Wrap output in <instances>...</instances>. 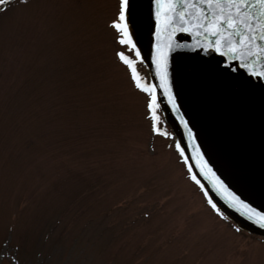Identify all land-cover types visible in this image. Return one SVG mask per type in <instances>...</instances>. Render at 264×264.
Listing matches in <instances>:
<instances>
[{
	"label": "rangeland",
	"instance_id": "rangeland-1",
	"mask_svg": "<svg viewBox=\"0 0 264 264\" xmlns=\"http://www.w3.org/2000/svg\"><path fill=\"white\" fill-rule=\"evenodd\" d=\"M119 7L0 4V264H264V240L207 203L156 104L153 130Z\"/></svg>",
	"mask_w": 264,
	"mask_h": 264
},
{
	"label": "water",
	"instance_id": "water-1",
	"mask_svg": "<svg viewBox=\"0 0 264 264\" xmlns=\"http://www.w3.org/2000/svg\"><path fill=\"white\" fill-rule=\"evenodd\" d=\"M173 3L177 11L184 7L178 0ZM163 4L157 32L156 0H130L128 45L139 51L156 104L207 198L239 229L264 238V227L251 212H264V77L252 74L264 68L255 67L254 58H247L248 68H243L240 60L207 48L215 38L197 36L195 28L180 31L195 23L194 9H188L193 13L186 15L188 24L178 17L168 24L165 18L174 13L167 10L168 0ZM201 7L207 11L206 5ZM161 52L166 54L168 87H162L157 75ZM258 63L264 66V57Z\"/></svg>",
	"mask_w": 264,
	"mask_h": 264
},
{
	"label": "snow or ice",
	"instance_id": "snow-or-ice-1",
	"mask_svg": "<svg viewBox=\"0 0 264 264\" xmlns=\"http://www.w3.org/2000/svg\"><path fill=\"white\" fill-rule=\"evenodd\" d=\"M6 0H0V4H4ZM158 5L157 11V32H159L160 24V10L164 8L163 0H156ZM130 0H120L119 16L117 23H114V28L121 33L122 38L119 43L127 45L131 41V33L127 20V11ZM179 4H183L184 7L177 11V4L173 3V0H168L167 10L174 13V16H168L165 18L168 24L174 23L176 17L179 18L182 25L188 24L186 15H193L188 9H194L196 15L194 16L195 23H192L190 27H180V31H190L191 28L197 29L195 35L205 36L206 38H215L212 42L210 39L207 43V48H211L221 56L231 55L234 59L240 60V66L248 68V64L245 62L247 58H254L257 61L255 67H262L259 65V61L264 57V0H178ZM201 5L207 6L205 12ZM175 31V29H174ZM135 47V44H133ZM177 47H184V45H177ZM171 50V44H169V51ZM140 55L139 51L136 53ZM119 58L132 67V62L124 55V53H117ZM157 67L159 69L157 75L162 81V87H168L167 85V59L166 54L160 53V60L157 61ZM253 75L264 77V70L252 71ZM133 80H136V74L133 70ZM136 87L144 92H148L151 96V100L148 103L149 110L153 111V130H157L156 117H155V104L157 96L152 89L147 87L141 88L139 81L136 82ZM154 89L155 86L153 85ZM170 102H175V97L169 93ZM176 148L179 150L180 155L184 156V150L180 144H176ZM206 166V162H205ZM211 172V169H208ZM215 175V173H213ZM192 179L199 184L196 176L193 175ZM217 180L219 178L217 177ZM222 184V182H221ZM205 195H207L205 193ZM234 200H239V197H233ZM207 203L212 209L219 212L217 206L209 198ZM248 208V205H244ZM255 221L264 227V212H258L252 209ZM250 219L253 215L249 216ZM240 231L239 228L236 229Z\"/></svg>",
	"mask_w": 264,
	"mask_h": 264
}]
</instances>
